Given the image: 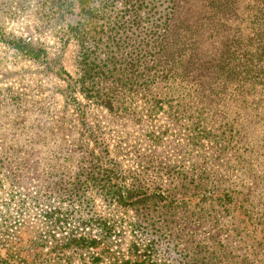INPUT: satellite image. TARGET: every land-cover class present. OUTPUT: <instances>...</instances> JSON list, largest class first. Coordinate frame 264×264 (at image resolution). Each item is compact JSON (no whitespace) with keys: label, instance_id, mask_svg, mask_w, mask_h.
<instances>
[{"label":"trees","instance_id":"1","mask_svg":"<svg viewBox=\"0 0 264 264\" xmlns=\"http://www.w3.org/2000/svg\"><path fill=\"white\" fill-rule=\"evenodd\" d=\"M7 1L0 0L1 13ZM36 3L47 24L60 27L58 37L77 46L76 71L71 74L58 58H49L45 48L5 34L1 24L0 41L64 81L66 100L76 104L78 93L110 112L145 113L148 118L166 114L186 131L185 153L198 150L202 156L201 151L212 148L206 151L214 158L211 160L225 162L244 177V183L223 181L197 160L186 170L166 168V188L149 187L138 175L120 170L107 147L81 144L74 161L57 159L55 178L44 181V189L38 190L46 197L58 194L69 205L66 209L46 207L44 219L61 229L77 213L80 216L87 210L88 215L90 195L101 198L111 216L131 214L133 231L152 229L157 234L142 248L133 241L128 244L127 252L138 256V261L103 256L116 236V224L111 217L91 215L79 218V225L93 228L95 233L66 232L60 242L62 249L78 253L84 264L105 259L112 264L120 260L124 264H167L158 247L164 239L173 250L165 255L178 264H237L242 255L226 251V242L184 230L187 224H215L219 221L216 214L233 211L235 218L229 226L243 253L249 252L248 247L264 256V0ZM137 100L143 102V108H138ZM150 137L159 142L158 136ZM14 150L8 148L0 154V177L4 168L7 175L19 177L25 166ZM63 151L67 159L73 157ZM201 161L207 163L208 159ZM38 195L25 191L35 204ZM175 228L178 230L173 231ZM103 244L107 246L101 247ZM99 246L101 252L91 253ZM247 258L240 260L245 264Z\"/></svg>","mask_w":264,"mask_h":264},{"label":"rangeland","instance_id":"2","mask_svg":"<svg viewBox=\"0 0 264 264\" xmlns=\"http://www.w3.org/2000/svg\"><path fill=\"white\" fill-rule=\"evenodd\" d=\"M20 1L8 0L0 12L4 33L20 36L45 48L49 58H58L73 74L77 56L75 43L65 42L58 37L60 27L52 28L47 24L45 14L40 12L36 0H28L24 4H20ZM64 85V81L46 70L43 64L22 58L0 41V154L8 148L15 149L12 153H16L15 156L25 163L19 177L7 175V168L3 169L0 177V264H84L86 261L78 253L62 249L60 242L66 232L76 230L95 233V229H82L79 225V218L86 219L91 215L111 217L116 224V236L112 237L108 245L110 249L105 250L106 255L103 256H118V259L128 256L134 262L138 261V256L127 252L128 244L133 241L142 248L149 237L157 234L152 229L143 233L133 231L129 225L131 214L120 212L109 215L110 209L95 194L93 198L89 195L91 202L86 205L90 209L88 215L85 213L87 210L82 211L80 216L77 213L61 229L44 219L42 212L46 207L59 205L66 209L69 205L58 194L46 197L38 190L44 189V181L55 178L56 171L53 168L57 159L74 161V157L82 150L81 144L88 148L96 144L107 147L109 157L118 162L120 170L138 175L149 187L166 188L169 185L164 173L166 168L176 166L186 170L197 160H200L202 167L211 168L215 176L223 181L244 183L241 172L232 170L225 162L211 160L214 158L207 155L206 151L212 148L204 146L206 149L201 151L202 156H199L198 150L186 154V131L172 123L166 114L159 113L148 118L145 113L130 115L110 112L85 100L78 93H75L76 104H73L64 98ZM137 105L139 109L144 107L140 100H137ZM150 135L158 136L159 142L152 141ZM63 149L73 156L70 160ZM201 158L208 159L205 161L207 163ZM72 168L67 171L71 173ZM9 180L16 181L9 183ZM25 191L39 194L36 204L25 196ZM21 202L24 205L19 206ZM234 213L220 212L216 214L217 223L187 224L184 230L194 232L197 237L206 239L212 235L226 242V251L232 250L242 255L238 257L237 264H244L240 260L244 261V256L248 257L245 264H264V256L259 251L246 247L249 252L243 253L239 238L229 226L235 218ZM2 217L7 218V221ZM239 229L235 228L237 231ZM162 240L158 247L165 256L163 258H167V264H178L165 255L173 253V250L168 242ZM115 245L117 248H114ZM106 246L103 244L101 247ZM100 249V246L94 248L91 253L101 252ZM99 262L112 264L106 259L103 263ZM116 264L124 262L120 260Z\"/></svg>","mask_w":264,"mask_h":264}]
</instances>
